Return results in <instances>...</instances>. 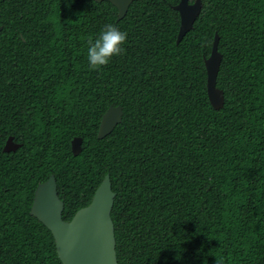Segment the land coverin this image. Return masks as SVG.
Wrapping results in <instances>:
<instances>
[{
    "label": "trees",
    "instance_id": "obj_1",
    "mask_svg": "<svg viewBox=\"0 0 264 264\" xmlns=\"http://www.w3.org/2000/svg\"><path fill=\"white\" fill-rule=\"evenodd\" d=\"M180 1L136 0L118 21L106 0H0V264H63L31 215L52 175L66 221L110 175L119 264H264V0H202L177 43ZM105 24L128 33L125 51L92 70L87 41ZM10 137L21 147L6 152Z\"/></svg>",
    "mask_w": 264,
    "mask_h": 264
},
{
    "label": "water",
    "instance_id": "obj_2",
    "mask_svg": "<svg viewBox=\"0 0 264 264\" xmlns=\"http://www.w3.org/2000/svg\"><path fill=\"white\" fill-rule=\"evenodd\" d=\"M102 2L105 0H97ZM118 9V21L128 13L130 6L136 0H106ZM202 0L190 2L181 0L173 8L180 14L181 24L177 43L194 28V24L202 11ZM3 27H0V32ZM219 35L216 34L212 53L206 58L207 91L212 106L220 110L225 105V94L217 87V77L220 71L223 55L219 52ZM122 107H110L104 114L98 138L103 139L111 134L122 122ZM83 139L72 141V151L75 156L82 152ZM21 147L10 137L4 151H16ZM116 193L112 189L110 175H106L96 190L91 203L76 212L72 220L63 219L64 202L58 194L57 180L54 175L48 181L40 184L34 196L31 215L43 223L53 234L57 253L63 264H119L116 251L115 226L112 220V210Z\"/></svg>",
    "mask_w": 264,
    "mask_h": 264
},
{
    "label": "clouds",
    "instance_id": "obj_3",
    "mask_svg": "<svg viewBox=\"0 0 264 264\" xmlns=\"http://www.w3.org/2000/svg\"><path fill=\"white\" fill-rule=\"evenodd\" d=\"M128 33L121 31L114 24H105L99 36L87 41V59L92 70H99L107 66L114 57L122 55L127 42ZM223 264V261H216Z\"/></svg>",
    "mask_w": 264,
    "mask_h": 264
}]
</instances>
